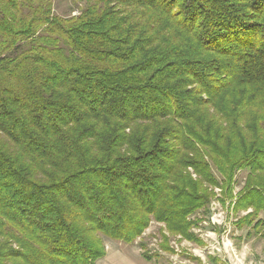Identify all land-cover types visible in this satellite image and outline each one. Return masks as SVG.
<instances>
[{
	"label": "trees",
	"instance_id": "16d2710c",
	"mask_svg": "<svg viewBox=\"0 0 264 264\" xmlns=\"http://www.w3.org/2000/svg\"><path fill=\"white\" fill-rule=\"evenodd\" d=\"M54 1L0 0V264H94L153 219L198 240L244 170L264 225V0Z\"/></svg>",
	"mask_w": 264,
	"mask_h": 264
},
{
	"label": "rangeland",
	"instance_id": "374dc122",
	"mask_svg": "<svg viewBox=\"0 0 264 264\" xmlns=\"http://www.w3.org/2000/svg\"><path fill=\"white\" fill-rule=\"evenodd\" d=\"M79 9L73 0L54 1V11L60 16L77 14ZM246 174L245 170L238 173L235 196L216 187L210 203L190 217L191 233L198 240L175 234L165 223L153 219L133 243L104 236L106 255L94 264H264V225L239 227L252 209H235L236 193L243 187ZM259 219H264V212Z\"/></svg>",
	"mask_w": 264,
	"mask_h": 264
}]
</instances>
